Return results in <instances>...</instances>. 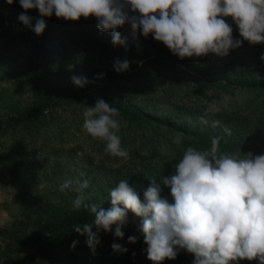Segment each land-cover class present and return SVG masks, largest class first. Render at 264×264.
Segmentation results:
<instances>
[{
  "label": "rangeland",
  "instance_id": "obj_1",
  "mask_svg": "<svg viewBox=\"0 0 264 264\" xmlns=\"http://www.w3.org/2000/svg\"><path fill=\"white\" fill-rule=\"evenodd\" d=\"M4 7L12 6L6 0H0V12H4ZM27 15L33 18V25L39 18L35 9L29 10ZM230 19L226 18V21ZM44 20L46 28L39 36L18 18L0 22L3 31L0 37V120L6 114L31 108L37 96L35 87L51 85L63 92L84 91L83 94L94 101L102 98L107 103L120 102L125 108L168 128L160 125L156 129L153 135L159 140L156 143L152 137L140 140L142 132L135 131L119 114L121 127L118 134L122 146L130 154L123 160L106 154L105 142L92 138L83 130L85 106L81 104L93 106L87 102L60 104L53 116L46 118L32 134L13 121L3 123L0 127V230L13 226L16 230H29L53 208L72 206L77 193L62 192L59 185L66 179L78 177L80 172L85 174L82 179L90 181L84 190L86 202L96 203L105 210L111 208L108 193L120 180H128L143 200V191L150 186V179L155 178L161 186L162 197L172 202L170 188L161 181L172 172L158 173L160 167L156 165L170 164L169 159L182 157L183 148L174 143L176 137H182V130L210 140L219 136L220 142L236 146L231 153L239 156L264 154V94L258 93L257 87L243 88L241 85H264V72L249 67L251 60L246 54L253 46L247 41L230 49L223 57L209 54L182 59L192 67L190 69L179 61L154 60V52L165 45L151 35L146 39L139 35L137 41H133L129 25L118 29L122 36L129 38L126 50L114 46L110 33H102L96 27L95 17L65 21L53 14ZM232 34L234 38L242 39L238 30L234 29ZM240 54L235 68L227 72L225 68H229L232 59L235 60L231 56ZM117 58L129 61L128 71L117 73L114 70ZM183 72H189L193 77ZM73 76L87 77L89 83L79 88L73 84ZM108 77L111 80L107 81ZM196 79L235 83L226 91L214 87L205 90L203 96L188 95L191 89H198ZM199 98L203 101L194 108L192 103ZM202 117L209 121L208 125L201 121ZM212 120H219L221 125L230 128L231 135H226L221 127L213 129L210 126ZM169 142L173 148H163ZM143 157L152 161L155 171L142 173L138 169L135 163ZM141 219L131 211L127 213L129 222L140 224ZM81 236L79 234L78 238ZM59 238L66 244L74 239L66 234ZM99 238L98 253L87 246L85 238V251H72L75 255L63 251L55 261L58 264H114L116 258L124 256L114 252L111 245L119 243L125 247L128 236L118 239L113 233L100 232ZM6 242L0 237V264L38 263L33 250H8ZM138 255L135 264H142L147 255L143 251ZM239 264H259V260L242 259Z\"/></svg>",
  "mask_w": 264,
  "mask_h": 264
},
{
  "label": "clouds",
  "instance_id": "obj_2",
  "mask_svg": "<svg viewBox=\"0 0 264 264\" xmlns=\"http://www.w3.org/2000/svg\"><path fill=\"white\" fill-rule=\"evenodd\" d=\"M6 3L12 5L14 0ZM19 4L24 10L18 16L19 22L37 36L46 28L44 18L54 14L65 21L95 17L96 27L110 33L114 46L126 50L129 38L118 29L129 25L133 41L139 35L145 39L151 35L180 59L209 54L223 57L244 41L264 44V0H19ZM33 9L39 13L34 25L33 18L27 15ZM229 17L242 39L233 37V27L226 21ZM136 46L139 48L138 43ZM113 67L121 73L128 71L130 64L117 58ZM71 80L79 88L89 83L84 76H73ZM81 105L85 106L83 130L105 142L106 154L127 160L129 151L122 146L118 134L119 109L102 98L94 106ZM201 121L209 124L203 117ZM210 126L221 127L231 135V129L219 120H212ZM220 140L219 136L212 137L205 149L188 146L175 170L163 176L161 181L170 188L172 202L162 197L155 178L143 191V200L128 180H120L110 189L111 208L105 210L96 203H86L84 190L90 181L82 179L83 172L64 180L60 191L77 193L73 209L83 207L94 215L92 223L75 224L73 230L87 237L86 244L94 252L101 242L100 232H113V225L114 237L124 238L122 228L131 211L142 218L138 230L147 245V259L153 264L175 260L180 250L194 256L192 264H233L241 259H258L259 264H264V154L239 156L221 151ZM174 143L180 144L181 137H176ZM137 239L128 236L127 241L134 244ZM77 243L73 241L71 247ZM111 248L114 252H128L119 243H113Z\"/></svg>",
  "mask_w": 264,
  "mask_h": 264
},
{
  "label": "trees",
  "instance_id": "obj_3",
  "mask_svg": "<svg viewBox=\"0 0 264 264\" xmlns=\"http://www.w3.org/2000/svg\"><path fill=\"white\" fill-rule=\"evenodd\" d=\"M18 2L11 5L12 7H4V12H0V22L4 20V23L9 22L10 20H16L18 16L24 12V10L21 8ZM6 18H3V17ZM229 24L232 25L233 30H238L237 26L232 22V19L227 21ZM1 25V24H0ZM1 29V26H0ZM3 31L0 30V37H2ZM248 43V42H247ZM249 44V43H248ZM250 52H247V57L251 60V67L253 71H263L264 72V60L261 59L262 54H264V44H256L251 45ZM240 55L231 56L235 58V60H231L229 64V68H225L227 72H229L232 68H235L237 59H240ZM168 59L172 62L179 61L180 63H183L186 65V62L182 59H180L178 56L173 55L171 51L165 46L161 48L160 50L154 52V60L158 59ZM187 68L192 69V67L186 65ZM184 74L188 75L189 77H193L191 73L189 72H183ZM219 75H223L221 72H219ZM107 81L111 80V77L106 78ZM198 84V89L193 90L191 89L188 95H205V90L213 89L214 87L216 89L219 88L220 91H226L229 88H233L235 81H224V82H215V79H211L208 81H203L201 79H196ZM243 88H249L253 87L258 89V93L264 94V85H256V84H241ZM259 87V88H258ZM35 96L36 101L35 104L29 108L28 110H17L11 114L4 115L0 120V127L3 123L9 124L11 121H13L16 125H22L21 128L24 129L29 134H32L34 129L39 127L43 121L46 120V118L53 116L55 110L57 107L62 103H83L87 102L90 105H95L96 100L89 98L86 96L84 91H76L72 90L69 92H63L55 89L51 85L47 86H40L35 87ZM203 101L202 99H197L194 101L193 107L196 108L198 104ZM113 107H117L119 109V114L125 118V120L135 128V131H141L140 134V140H143V138H155L154 132L158 127L162 124L157 123L156 121L137 113L136 111H133L132 109L125 108L120 102H108ZM165 124L162 125L166 129ZM168 128V126H167ZM147 129L149 131H147ZM146 132L149 134L146 136ZM169 132V130L166 131V133ZM182 137H181V143L177 145V147L183 148L185 150L188 146L197 147L200 149H205L210 146V139L206 137H202L200 135L195 134H189L188 132H185L182 130ZM146 136V137H145ZM158 139L155 138V143ZM149 140L146 141V143ZM159 141V140H158ZM164 145V144H163ZM181 145V146H180ZM172 149L173 145L172 142H169V144H166L163 146V148ZM236 146H231L226 143L220 142V150L221 151H227L231 153L232 150H234ZM162 149V147H160ZM179 161L178 158H171L169 159L170 164L168 163H157V167H160L159 172L163 170H169L170 172H173L175 170V164ZM157 162V161H156ZM152 161L145 159L144 157L135 163V165L138 167V169L142 170V173H150L151 171H155V166H152ZM87 203V202H86ZM90 204V203H89ZM94 220V215L88 211L87 209L81 207L78 210L73 209L72 206H65L62 208H53L49 211V213L43 218V220H39L33 223L31 228L29 230L23 229V230H16L15 227H11L9 229H2L0 230V237L2 238L3 242H6V247L8 250L14 249L17 252L25 251V250H33L38 258V263L35 264H58L55 259L57 256H60V253L63 251L68 252L70 255H75L73 252H78L79 250L85 251L83 248L85 238H87L85 235H82L79 239V234L76 233L73 230V225L80 224L83 225L84 223H92ZM140 224L129 222L123 226L122 231L124 232V236H137V242L127 243L125 248L128 249L127 253H123L124 255L122 258H116L114 264H135L137 261L135 257L137 258L140 252H144L145 255H147L145 249L147 248V245L144 243L143 234L138 230ZM113 232L115 230V225L112 226ZM96 229L93 228V232H95ZM103 232V231H101ZM5 233H8L7 237L5 236ZM68 233V234H67ZM1 234H4V237L1 236ZM69 235L72 238H74L69 243H64L61 241V236L63 235ZM79 239V242L75 245V247H71L73 241H76ZM98 247V246H96ZM96 253H98V248L95 249ZM132 253H135V256L132 255ZM135 259V260H132ZM194 259V256L190 253H188L186 250H180L175 260H168L165 259L162 264H192V261ZM242 260V259H241ZM241 260H238V262H233V264H239ZM75 261V260H73ZM142 264H153L152 261L145 259V261L142 262Z\"/></svg>",
  "mask_w": 264,
  "mask_h": 264
}]
</instances>
